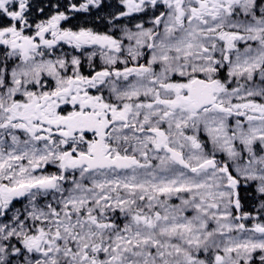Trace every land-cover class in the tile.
Instances as JSON below:
<instances>
[{"label": "snow or ice", "instance_id": "obj_1", "mask_svg": "<svg viewBox=\"0 0 264 264\" xmlns=\"http://www.w3.org/2000/svg\"><path fill=\"white\" fill-rule=\"evenodd\" d=\"M0 264H264V0H0Z\"/></svg>", "mask_w": 264, "mask_h": 264}]
</instances>
